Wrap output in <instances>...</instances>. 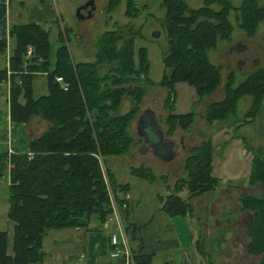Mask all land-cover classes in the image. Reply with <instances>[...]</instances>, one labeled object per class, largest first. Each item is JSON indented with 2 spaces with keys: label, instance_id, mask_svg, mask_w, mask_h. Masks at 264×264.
<instances>
[{
  "label": "trees",
  "instance_id": "1",
  "mask_svg": "<svg viewBox=\"0 0 264 264\" xmlns=\"http://www.w3.org/2000/svg\"><path fill=\"white\" fill-rule=\"evenodd\" d=\"M157 3L166 47L162 54L163 71L156 82L166 88L162 106L166 109L165 133L169 134L175 127L188 129L194 116L191 109L174 111V83L185 81L198 99L211 92L221 79L219 67L209 60L207 52L218 39L229 38L230 9L237 13V25L251 34L264 17V6L257 0H241L236 6L229 0H202L196 7L186 0ZM103 4L109 17L121 4L127 16L139 12L137 0H105ZM8 35L13 45L7 65H0V82H8L9 118L26 122L37 115L47 126L37 136L28 138L27 151L0 152V176L7 171L8 178L6 216L12 221L9 247L7 231L0 229V264H41L42 237L50 229L88 228L91 217L98 224L103 223L112 210L109 192L117 203L127 239H132L138 223L128 221L130 203L124 197L128 183L116 181L104 157L122 154L133 144L129 123L147 86L154 83L147 74L146 47L135 44V38L141 36L140 27L116 25L104 29L93 41V57L89 60L73 59L66 44L65 27L58 30L60 42L53 61L49 59V33L41 24L11 23ZM28 45L31 52L25 56ZM4 51L5 44L0 42V53ZM39 73L44 74L46 91L34 95L33 79ZM57 75L65 87L55 79ZM263 93L264 67L237 84H233L232 70L227 69L223 96L207 105L204 119L210 123L229 118L243 94L250 96L243 115L252 119ZM124 96L130 104L120 112L118 107ZM212 151L209 137L188 149L183 161L184 176L177 177L169 191L160 196V207L167 214L193 215L190 199L218 184L219 178L211 173ZM129 172L149 181L155 178L142 165H130ZM263 180L264 158L253 156L248 183ZM183 188L185 196L178 193ZM118 190L123 192L120 196L116 194ZM238 200L240 208L255 212L247 222L246 251L259 254L258 264H264V189L259 195L242 192ZM199 238L195 245L205 255L203 237ZM130 252L133 264L150 263V253L140 248ZM162 264L170 263L165 260Z\"/></svg>",
  "mask_w": 264,
  "mask_h": 264
},
{
  "label": "rangeland",
  "instance_id": "2",
  "mask_svg": "<svg viewBox=\"0 0 264 264\" xmlns=\"http://www.w3.org/2000/svg\"><path fill=\"white\" fill-rule=\"evenodd\" d=\"M85 1L86 0H21L18 2V0H11L10 7L16 4L20 11L26 12L33 4H41L46 14L42 17L40 23L48 30L51 50L53 51L60 42L58 30L65 27L67 34L66 44L75 60H89L93 57V41L104 29L116 25L119 27H123L124 25L140 27L141 36L135 38V44H142L146 47L148 59L147 74L154 83L147 86L139 104V109L129 123V129L134 141L133 144L122 154L106 155L104 157L105 165L114 172L115 178L118 179L116 181H120V183H123V180H127L132 176L128 171L130 165L148 167L153 172L155 178L153 181L140 177L134 178L132 184L138 195H140V197L138 195L135 197H139L140 199L139 202L135 200L136 198L134 199V197L132 200L133 203H135L134 206H136L137 203H145L147 204L145 208H150L151 210L156 208L154 204L160 201L161 194L164 195L167 192V184H171L177 177L184 176L183 161L190 146L199 142L203 137H209L210 127L214 128L224 123L231 124L232 126L228 128V133L230 134L233 132V134H238L239 138L232 139L228 142L224 153L227 157L224 162L217 165L216 161L218 160L215 156L212 163V174L221 177L222 181L220 180L213 190L204 194H207L206 197H204L205 199L202 197L195 201V205H203L206 203V208H199L196 206L193 209L194 217L191 221H189L190 219L188 220L187 216L182 215L171 216L170 219L166 220L172 223V231L177 234V237H179L183 244H185L188 238L189 226L191 223L196 226V228H198L199 224H203L204 229H214L217 228L219 220H221L220 235L222 236V244L217 246L216 240L213 239L211 240V246H209L207 239H205V237L201 238L203 243V245H201L205 246L208 252L207 255L200 256L202 259L201 261L203 263L207 261L212 262V264H257V254H255V256H250L244 253V245L248 238V228L245 221L251 218L255 212L240 208L238 195L242 192L259 195L264 189V182L259 183L255 181L253 184L248 183L250 155L254 154L253 156L264 158V93L260 100L258 110L252 120L249 119L248 116L243 115V111L249 106V100L245 98L244 95L237 99L234 114L230 115L229 118L225 120L215 119L208 123L205 121L203 113L207 105L219 98L222 94L224 74L227 69L232 70L233 84H237L246 75L258 68L264 67V17L258 21L254 31L251 34H247L243 28L237 25L235 17L237 13L235 10L230 9L228 16L232 24V29L229 38L218 39L215 46L207 52L209 60L219 67L220 82L211 92L203 94L198 99L191 85L187 84L185 81H177L175 83L174 111L184 112L190 109L193 110V121L188 129L175 127L171 133L166 134V124L164 123L166 109L162 106L166 88L156 82L163 71L162 54L166 47L164 29L160 24L161 10L157 0H137L139 12L135 14V16L125 15L122 12L123 4H121L111 13L110 17L107 16L103 10V3L105 0H93L94 7L92 12L82 19H77L74 13L75 9ZM229 1L232 5L236 6L241 0ZM186 2L190 6L196 7L201 5L202 0H186ZM257 2L264 6V0H257ZM143 3H146V5L142 6ZM153 31H155L157 35H153ZM237 40L241 41L242 47L237 51H231V45ZM6 57L4 52L2 55L0 54L2 60H0V65H3L1 63L6 61ZM238 58H243V60L238 63ZM36 77L41 76L37 75ZM0 85V101L4 104L3 100L5 94L7 97L8 82L1 81ZM121 107L122 106L119 105L118 110H121ZM144 107H150L154 110L157 123L163 131V136L174 140V145L172 146L174 154L170 159L164 160L157 156L149 146L141 148L142 139L135 132L134 119L139 110ZM243 118L244 121L241 122ZM220 136L221 135L216 134L211 140H213V142L215 141L218 145L224 139V136ZM180 138L183 139L181 142ZM240 139L244 140V142L242 141L244 147L250 150L251 153L250 151L247 154L241 152L242 142ZM218 146H221V144ZM258 150L259 152H257ZM6 172L7 171L4 172L5 175L0 176V229H5L7 231V244L9 247L12 221L6 216V184L8 181ZM178 192L181 196L186 195L185 189H181ZM122 193L123 192L119 190L116 192L118 196ZM143 199L146 202H144ZM113 200L116 209L111 210L107 215V219H111L112 221H114L113 218L115 215L121 218L114 197ZM220 203L223 204L219 209ZM196 208L198 209L197 211H195ZM141 211H143V209ZM156 212L161 213L158 208ZM245 214H248L247 220L242 222L240 218ZM157 216L158 214H155L156 219L154 223L158 221ZM196 219L200 221L204 219V221L198 223ZM227 225H232V229L227 230ZM251 225L252 224H250V226ZM220 228L218 230H220ZM200 231L199 228L195 230L197 236H199L198 232ZM232 245H234V247L231 251L230 246ZM251 257L254 258V261L250 263Z\"/></svg>",
  "mask_w": 264,
  "mask_h": 264
},
{
  "label": "crops",
  "instance_id": "3",
  "mask_svg": "<svg viewBox=\"0 0 264 264\" xmlns=\"http://www.w3.org/2000/svg\"><path fill=\"white\" fill-rule=\"evenodd\" d=\"M20 1L21 0H18V2ZM10 3L11 0H0V42H4L5 44L4 54L7 57L13 45V39L8 35L9 25L11 23H20V22H37L41 24L40 21L42 20V17L46 14V11L41 4L38 5L33 4L31 8L28 9V11L22 12L17 8L18 6L16 4L10 7ZM41 25L43 26V24ZM55 48L53 51L51 50V46L49 48L50 61H53ZM0 54L2 55L3 53ZM25 56H27L26 52H25ZM241 60H243V58H241ZM1 64L7 65V59L6 61H4V63L2 62ZM37 75H40L41 77H36ZM37 75L33 79L34 95H38L46 91L44 74L39 73ZM175 83H174V88H175ZM222 95H223V89H222V94L219 96V98L215 100L220 99ZM243 95L245 96V98L249 100L250 103V97H246L249 95L247 94H243ZM3 101L4 104L2 103V101H0V152L2 151L9 152L13 150L27 151L28 138L37 136L47 126V122L37 115H32L26 122L13 121L9 118L6 94L4 96ZM129 104H130L129 99L126 96H124L119 104L120 106H122L121 110L119 109L118 111L120 112L125 111L129 107ZM228 123H232V122H228ZM231 126H232L231 124L224 123L217 125L214 128L210 127L211 129L209 131L210 140L212 139L213 136H216V134L224 136V139L219 143L221 144V146H218L219 144L217 145L215 141L213 142V140H211L213 145L211 165L213 163L215 156L218 160L216 161L217 165H220L222 162H224L227 157L226 155H224V153H225V148L228 145V142H230L232 139L239 138L238 134H233V132H231L230 134L228 133V128H230ZM202 139H204V137ZM182 140L183 139L180 138V142ZM240 141L242 142L241 139ZM249 151L250 150H247L244 147L242 142L241 152H243V154H247L249 153ZM257 152H259V150ZM253 155L254 154L250 155L251 156L250 168H251V161ZM212 169H213V165L211 168V173H212ZM113 175L115 178L114 172ZM215 176L219 178V181L220 180L222 181L221 177H219L218 175ZM134 178H136V176L132 175L127 180L122 181L128 183V188L127 190H125L124 193V197L130 203L128 221L138 223V228L137 231L135 232L134 237L132 239H127V243L130 251L133 249L140 248L142 252L150 253L151 260L149 264H162L165 260L168 261L170 264H212V262L207 261L203 263L201 261L202 259L200 258V256H202V254L198 251L197 247L195 246V240L198 239L199 237L200 238L205 237V239H207L208 241L209 246H211V240L213 239L216 240L217 246L219 244H222V236L220 235L221 232L220 227L222 225V221L219 220V224L217 225V228L214 229H207V228L204 229V225L199 224L198 228L201 230L200 232H198L199 236H197V232L195 233V230H197L198 228H196V226H194L191 223L192 225L190 224L189 226L188 238L185 244H183L181 243L179 237H177V234L172 231L173 229L172 223L167 221L168 219H170L171 216H175V215H169L164 210L161 209L160 207L161 200L156 202L154 204L156 208L151 210L150 208H145L147 206V204L145 203H141V204L137 203V205L134 206L135 203H133L132 199L133 197L135 199L136 198L135 196L138 195L136 189H134V186L132 184L134 182ZM115 179L118 180L117 178ZM171 184H167L168 185L167 192L170 189ZM250 194H254V193H250ZM206 195L201 197L200 196L192 197L190 199L192 208L194 209L196 206L199 208H203V207L206 208V203L203 205H195L196 204L195 201L198 198L203 197V199H205L204 197H206ZM138 196L140 197V195ZM139 197L135 199L138 200V202L140 199ZM143 201L146 202L144 199ZM222 204L223 203L219 204V209L221 208ZM157 208L160 209L161 213L156 212ZM142 209L143 211H141ZM197 210L198 209L196 208L195 211ZM155 214H158L157 223H154V220L156 219ZM183 216H187L188 220L190 219L189 221H191V219H193L194 217V215L192 214L183 215ZM249 219L248 220L246 219L247 220L245 221L246 224L249 221ZM196 220L198 221V223H202V221H204V219L202 221H200L199 219ZM223 224H228V223H223ZM219 228L220 230H218ZM229 229H232V225H227V230ZM112 231L117 232L116 225L111 219H106L103 223L98 224L97 221L92 217L89 220L88 228L71 227V228L50 229L42 237L41 240V248L44 251V256L41 261V264H133L132 258L126 257L123 254V252H119L116 255L110 254L111 245L108 243L107 237L108 234ZM248 240L249 237L246 239L244 245V253L250 256H255V254L246 251V243ZM230 247L232 251L234 245ZM207 253L205 255H207ZM257 255L256 256L259 257V254ZM253 261L254 258L251 257L250 263ZM256 261L258 264V258L256 259Z\"/></svg>",
  "mask_w": 264,
  "mask_h": 264
},
{
  "label": "water",
  "instance_id": "4",
  "mask_svg": "<svg viewBox=\"0 0 264 264\" xmlns=\"http://www.w3.org/2000/svg\"><path fill=\"white\" fill-rule=\"evenodd\" d=\"M93 0H86L75 9L77 19H82L90 14L93 10ZM153 35H157L153 31ZM242 47L240 40L235 41L231 47V51H237ZM134 127L136 134L141 137V148L151 147L154 154L164 160L170 159L173 154V141L163 136V131L159 127L154 110L150 107H144L136 114Z\"/></svg>",
  "mask_w": 264,
  "mask_h": 264
},
{
  "label": "built area",
  "instance_id": "5",
  "mask_svg": "<svg viewBox=\"0 0 264 264\" xmlns=\"http://www.w3.org/2000/svg\"><path fill=\"white\" fill-rule=\"evenodd\" d=\"M25 52H26V55L30 54V52H31V46L30 45L27 46ZM55 79L57 81H59L61 83V85H63V87H65V83L62 82L61 76L57 75V76H55ZM109 199H110V205L112 207V210H115L116 207L114 205L113 196L110 192H109ZM113 219H114L113 222L116 225L117 232L112 231L108 235V242L111 245L110 254L116 255L119 252H123V254L126 257L131 258V252H130V249L128 247L127 237H126L125 231L123 229V226L121 224V220H120L118 215H115Z\"/></svg>",
  "mask_w": 264,
  "mask_h": 264
},
{
  "label": "flooded vegetation",
  "instance_id": "6",
  "mask_svg": "<svg viewBox=\"0 0 264 264\" xmlns=\"http://www.w3.org/2000/svg\"><path fill=\"white\" fill-rule=\"evenodd\" d=\"M237 61L240 62L241 58H238ZM260 185H262V184H260ZM247 217H248V214L242 215L240 220L243 222V221H245L247 219Z\"/></svg>",
  "mask_w": 264,
  "mask_h": 264
}]
</instances>
